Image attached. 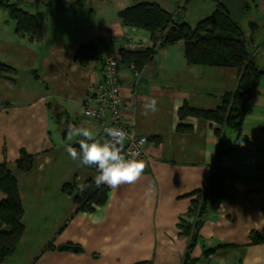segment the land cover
I'll return each instance as SVG.
<instances>
[{
	"label": "crops",
	"instance_id": "0c3cea01",
	"mask_svg": "<svg viewBox=\"0 0 264 264\" xmlns=\"http://www.w3.org/2000/svg\"><path fill=\"white\" fill-rule=\"evenodd\" d=\"M8 1L37 18L42 37L19 35L16 21L0 7V61L17 72L0 76V164L7 163L17 180L25 227L3 264H184L191 236L181 229V219L197 191L209 195L214 172L224 173L226 187L223 197L208 204L192 250L195 264H264V77L249 102L241 136L224 128L220 138L217 124L206 119L181 121L184 104L217 110L240 81L237 68L190 64L183 41L159 49L138 76L123 64V115L148 139L142 179L109 187L107 203L93 213L79 212L74 195L64 191L66 184L80 189L98 175L71 159L65 148L79 139L68 140L69 125L109 139L104 128L84 116L85 97L102 80L106 59L121 60L122 50L152 47L151 33L124 24L118 13L142 3L157 4L170 14L184 7L186 20L196 28L218 4ZM249 1L253 12L242 23L251 39V58L264 70V0ZM250 21L258 22L254 32ZM96 39L103 40L98 59L82 67L77 52ZM152 98L158 111L145 115L143 105ZM181 123L193 126V132H179ZM22 151L33 156L27 172L17 165ZM149 188L152 193L146 195Z\"/></svg>",
	"mask_w": 264,
	"mask_h": 264
},
{
	"label": "trees",
	"instance_id": "16d2710c",
	"mask_svg": "<svg viewBox=\"0 0 264 264\" xmlns=\"http://www.w3.org/2000/svg\"><path fill=\"white\" fill-rule=\"evenodd\" d=\"M0 7L7 10L9 16L16 21L19 35H28L31 39L42 37V27L36 17L19 9L8 0H0ZM186 12V8L181 7L176 14H170L159 5L151 3H142L121 10L118 15L122 22L149 31L152 41V47L144 51L122 50V64H134L136 70L141 72L159 49L183 41L185 55L190 64L237 68L240 74L238 88L233 94L224 97L223 104L217 110L197 109L184 104L179 109V118L181 121L188 118H202L214 122L217 124L215 132L220 138L225 135L224 128L235 130L241 136L249 102L258 94L264 77V70L259 69L251 58V39L246 36L243 23L233 18L221 4L217 5V9L210 17L200 21L196 28L186 20ZM102 43L103 40L96 39L81 45L76 55L77 63L88 68L91 62L98 59L99 46ZM16 73L15 69L0 61V76ZM11 80L15 81L14 78ZM177 129L182 133H190L194 130L193 126L183 123L179 124ZM79 139L72 145L78 152ZM17 165L21 171H30L33 167V156L22 151ZM87 168L98 173L96 166ZM85 185L88 187L81 191L71 184H66L64 191L74 195L79 212L93 213L98 207L107 203L110 189L107 185L97 188L92 180ZM195 194L196 198L189 213L180 223L183 232L191 236V245L184 264H195L198 260L192 256V250L198 240V232L205 222L208 204L214 202L206 193L197 191ZM23 212L17 180L7 163H2L0 164V264L15 252L23 237L25 231L21 222ZM214 251L215 249L207 253Z\"/></svg>",
	"mask_w": 264,
	"mask_h": 264
},
{
	"label": "clouds",
	"instance_id": "9594fccd",
	"mask_svg": "<svg viewBox=\"0 0 264 264\" xmlns=\"http://www.w3.org/2000/svg\"><path fill=\"white\" fill-rule=\"evenodd\" d=\"M157 100L152 98L147 100L144 107V114L155 113L158 111ZM107 137L103 142L96 138L95 133L85 127L69 125L67 138L71 141L73 138L79 139L78 152L71 145L66 146L65 151L73 160H79L81 166H96L98 175L94 177V183L97 188L101 185H107L112 189H117L124 184H135L143 177L146 164L142 159H138L140 152L132 148L129 149L127 156L123 154L126 140L133 137L123 129L115 127H106L104 129ZM141 144L143 141L140 142ZM88 185H79L81 191ZM152 189L146 190V195H151Z\"/></svg>",
	"mask_w": 264,
	"mask_h": 264
},
{
	"label": "built area",
	"instance_id": "2783aa9c",
	"mask_svg": "<svg viewBox=\"0 0 264 264\" xmlns=\"http://www.w3.org/2000/svg\"><path fill=\"white\" fill-rule=\"evenodd\" d=\"M139 75L134 64L129 65ZM123 75V64L118 58L110 56L106 59L102 80L97 87L91 88L85 97L84 116L90 122L106 127H115L123 129L129 133L133 139L126 140L124 149L125 155L130 148L140 152L138 159L145 162V147L148 139L139 135L134 128H131L129 122L123 115L124 99L121 94V77ZM143 141L141 144L140 142Z\"/></svg>",
	"mask_w": 264,
	"mask_h": 264
},
{
	"label": "water",
	"instance_id": "95a60500",
	"mask_svg": "<svg viewBox=\"0 0 264 264\" xmlns=\"http://www.w3.org/2000/svg\"><path fill=\"white\" fill-rule=\"evenodd\" d=\"M190 0H186L188 2ZM217 4H221L228 13L240 23L253 12V5L249 0H211ZM258 24L254 21L249 22V28L254 32L255 27ZM59 109L58 105H55L54 112L56 113ZM225 175L221 172H214L211 183H210V199L214 201L215 199L221 198L224 195L225 190Z\"/></svg>",
	"mask_w": 264,
	"mask_h": 264
},
{
	"label": "rangeland",
	"instance_id": "374dc122",
	"mask_svg": "<svg viewBox=\"0 0 264 264\" xmlns=\"http://www.w3.org/2000/svg\"><path fill=\"white\" fill-rule=\"evenodd\" d=\"M252 13V12H251ZM252 15H250V17H251ZM247 19V18H246ZM246 19H245V21H246ZM248 23V22H247ZM258 23V22H257ZM264 52V51H263Z\"/></svg>",
	"mask_w": 264,
	"mask_h": 264
}]
</instances>
